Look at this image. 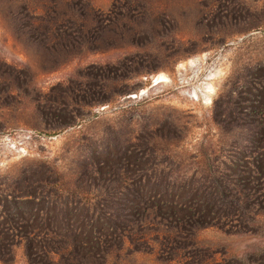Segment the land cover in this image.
I'll list each match as a JSON object with an SVG mask.
<instances>
[{
    "label": "rangeland",
    "instance_id": "374dc122",
    "mask_svg": "<svg viewBox=\"0 0 264 264\" xmlns=\"http://www.w3.org/2000/svg\"><path fill=\"white\" fill-rule=\"evenodd\" d=\"M262 175L264 0H0V264H264Z\"/></svg>",
    "mask_w": 264,
    "mask_h": 264
},
{
    "label": "trees",
    "instance_id": "16d2710c",
    "mask_svg": "<svg viewBox=\"0 0 264 264\" xmlns=\"http://www.w3.org/2000/svg\"><path fill=\"white\" fill-rule=\"evenodd\" d=\"M92 89H95V88H92ZM100 89L102 91H109V89L112 90L111 85L106 82H102V84L100 85ZM262 178H264V175H262L260 179ZM221 179H217L216 189L214 190L213 193L210 194V196L213 197V198H210L212 201V204L214 207L217 208L215 212V219L219 221L221 220L227 221L228 219L236 220V218L238 220L243 219L245 215L244 212H246L245 203L240 199V197H237L236 192L228 190L226 181L223 180L222 182ZM196 219H197V215L187 214L186 216H184V218H182V222L191 224ZM203 225L204 226L211 225V222L205 223ZM117 229L116 231H118L119 233L122 231V230H117ZM39 237L40 238L44 237L45 242L40 243V241L38 240L40 239ZM59 237H60L59 234L56 233L55 231H49L46 234H43V232L34 233L33 239L36 240L38 243V244L36 243V245L38 246V247L36 246V249H38L37 250L38 252H43V251L49 252L50 251L52 252V254L57 255L59 252L55 250L54 243H57L56 239H58ZM3 247L5 246H2V248Z\"/></svg>",
    "mask_w": 264,
    "mask_h": 264
}]
</instances>
